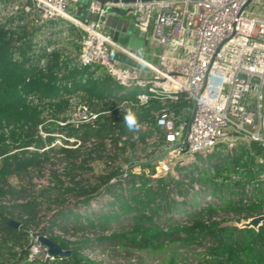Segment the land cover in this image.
<instances>
[{"label":"trees","instance_id":"obj_1","mask_svg":"<svg viewBox=\"0 0 264 264\" xmlns=\"http://www.w3.org/2000/svg\"><path fill=\"white\" fill-rule=\"evenodd\" d=\"M57 24L39 28L26 18L19 26H0V264H100L83 254L86 246H92L90 240L70 241L50 230L80 221L87 215L89 202L101 193L114 200L106 205L118 207L121 215L104 212L105 207L92 212L88 229L117 224L122 230L98 241L117 239L120 248L141 252H163L173 244L197 247L198 264H264V224L257 230L238 228L242 222L264 215V192L254 191L252 201L243 204L244 187L255 183L262 171L255 159L264 156V150L253 144L250 151L238 150L234 156L238 159L227 158L212 164V173L204 168L199 170L198 183L214 193L220 188L238 192V204L220 196L224 206L183 223H171L170 208L174 202L170 195L174 191L179 193L182 184L160 180L155 186H148V177L154 172L152 164H140L139 168L144 170L138 176L125 170L126 166L139 163L134 155L141 135L127 132L124 116L131 111L138 123L153 129L155 117L151 112L159 111L160 103L152 101L140 106L135 100L114 99L119 89L108 77L98 69L77 66L75 29H63V22ZM44 34H48L47 39ZM41 61L44 66H40ZM186 107L185 102L169 104V109L176 113ZM81 108L88 109L89 115H97L98 129L87 123L71 125L72 111ZM95 164L102 169L95 171ZM55 165L69 167L64 180L56 174ZM44 171L53 179L51 186L35 192L32 177ZM85 172L87 180L80 177ZM93 172L96 173L92 175ZM192 173L187 177L191 178ZM12 178L20 186L10 185ZM121 179L126 185L137 180L139 186H132L124 195ZM113 180L117 183L110 185ZM125 196L131 199L132 206L125 202ZM70 198L74 201L73 209L66 207ZM44 199L53 205L50 211L58 212L43 233L49 234V240L62 250L69 251L70 256L31 263L29 247L38 235ZM79 205L83 215L75 213ZM129 214L125 221L130 225L125 228L122 216ZM71 217L73 220H69ZM157 220L163 221L161 227L156 226ZM6 221L17 222L19 228L6 226ZM177 260L175 255L167 256L159 264H176Z\"/></svg>","mask_w":264,"mask_h":264},{"label":"built area","instance_id":"obj_2","mask_svg":"<svg viewBox=\"0 0 264 264\" xmlns=\"http://www.w3.org/2000/svg\"><path fill=\"white\" fill-rule=\"evenodd\" d=\"M107 1L0 0V26H19L26 18L39 28L63 22L64 27L76 31L77 66L98 69L108 77L119 89L114 99L135 100L140 106L152 101L160 103L161 109L151 112L155 117L153 129L144 123H139L137 130L127 128L128 133L141 135L137 146H158L150 159L154 172L148 177L147 171L148 186L160 180L183 184L170 172V167L180 160L177 170L188 176L198 161L234 158L238 150L250 151L253 144L264 150V12L257 10L264 7V0H251L248 5V0ZM114 15L132 17L147 53L138 56L105 31L106 18ZM63 35L68 37L67 32ZM40 66H44L43 61ZM181 102L187 107L178 113L169 109V104ZM78 111L85 115L87 112L91 128H99L95 125L97 115H89L85 108ZM255 160L264 167V156ZM201 167L204 166L193 170L197 172L192 176L198 177ZM119 182L124 183L123 179ZM116 183L113 180L110 185ZM179 189V193L170 195L177 206L170 210L173 224L222 206L220 196L197 181ZM256 190L264 192V168L255 183L244 187L243 204L252 201ZM180 195V201L174 200ZM104 197L111 199L101 193L89 206ZM43 230L39 228L38 235L32 238L31 263L36 262L37 255V261L54 259L38 242L39 236L49 239ZM50 231L57 235L55 230Z\"/></svg>","mask_w":264,"mask_h":264},{"label":"rangeland","instance_id":"obj_3","mask_svg":"<svg viewBox=\"0 0 264 264\" xmlns=\"http://www.w3.org/2000/svg\"><path fill=\"white\" fill-rule=\"evenodd\" d=\"M87 3H84V5L86 6ZM258 11H262L264 12V7H260L257 8ZM69 14H71L72 16H74L75 18H78L75 14L71 13V11H68ZM80 19V18H78ZM55 25H59L57 23H54ZM66 27H64L63 29H65ZM118 34L114 33L111 34V37L115 40L118 39ZM45 39H47L48 34H44L43 36ZM135 39V38H134ZM122 46V44H120ZM124 48H126V46H122ZM146 50H148L146 48ZM156 54L158 51H154ZM149 53V51H148ZM150 62H153L154 64L156 63L155 59H150ZM72 119L70 120L71 125L72 126H80L81 124L87 123V116L81 112H79L78 110H73L72 111ZM55 144H58V142H55ZM158 146L156 143H152L148 146H144V147H139V149L137 150L136 154L134 155V160L138 161L139 163L131 166V167H127L126 166V172H131L133 175H140V172L142 170H144V167L139 168V165H144L147 166L148 164H150V159L153 156V151L155 149H157ZM150 158V159H149ZM239 157L233 158V159H238ZM132 159V158H131ZM149 159V160H148ZM219 157H211L207 160H202V161H198L197 163L193 164V169L191 172H193V170L198 169L197 167H200L201 165L204 167L206 171H209V173H211L212 168H210L211 164H217L219 162ZM227 159V158H226ZM180 160V159H179ZM225 160V159H224ZM181 161V160H180ZM180 161L175 162V164H173V166L170 167L171 169V174L173 176H175V178H179L178 181H181L183 184L181 186L184 187L185 183H190L193 184L195 181H197V177L196 176H192L187 177L185 175V173H180L177 170L178 164L180 163ZM207 161V162H206ZM244 161V160H243ZM255 164H256V160H255ZM138 165V166H137ZM257 165V164H256ZM98 166V164H95L93 169L95 171H99L100 169H102L101 166L99 167H95ZM192 166V165H191ZM190 167V166H189ZM56 168V174L60 175L62 178V180H64L65 178V174L68 173L67 169L69 167H65L64 165H55ZM264 168V167H262ZM255 168L250 169V171H253ZM96 172L91 173L92 175H94ZM147 174V171H146ZM47 172H42V173H36L34 174V176L32 177V183L34 186V191L35 192H40V190L51 186V182H52V178H49V176H47ZM197 175V174H195ZM83 179L87 180V177L89 178V176L87 175V172L83 173V175L80 176ZM78 179V178H77ZM128 180H130V177L128 178ZM136 181V180H135ZM26 182V181H25ZM138 183V181H137ZM130 181L128 185H126V183H121V189L122 192L124 193V195L128 193V191L133 187H136L138 184ZM10 185L12 186H20V184L17 182V180L15 178H12L10 180ZM180 188V187H179ZM25 189H28V186L25 187ZM208 189L211 190L210 187H208ZM128 190V191H127ZM180 190V189H179ZM127 191V192H126ZM186 191L185 188L182 189L181 192ZM217 195L222 196L225 200L227 201H234L238 204V192L235 191V194L233 191H229V192H225L224 189L220 188L219 190H217L216 192ZM234 194V195H233ZM95 196V195H93ZM181 195L176 198V196H174V200L180 201ZM51 200V199H50ZM73 199L70 198V202L67 204V208L73 209L74 208V201H72ZM124 200L127 204H130L131 206L132 201L129 197H124ZM108 203H114L113 199H110L108 197H104L102 199H98L95 200V202H93L92 204H90L89 207H87V215H85L84 217H82L80 219V221L78 222H74L71 221L70 223L67 224H63L61 227L56 228V227H52L51 230H55L57 235L62 236L64 239H68V240H73L76 239L77 241H87L90 240L92 246L90 247H85L86 249H84L83 254L84 256L88 257L89 259L98 262L100 264H159L163 261V259L167 256H177L178 260L177 263H181V264H198V255L200 253V248L197 247H181V245L179 244H173V245H167L164 249L163 252H155V251H137L134 249H123L119 247V242L117 239L113 240V241H98V239L100 238H107L109 237L111 234H119L121 233V228L120 225L117 224H113V226H109V227H103L100 229L96 228L94 231H92V229H88L87 227V222L89 220H91V218L89 217V215L92 212H97L98 210L102 209L103 205L108 204ZM222 206H224L225 204H223L221 202ZM52 204L50 203V201H48L47 199H44L42 201V207H41V214H40V220L38 222V226L39 228H47V226L50 225L51 220L53 219L54 216H57L56 212H58V209L55 210L54 212L50 211L52 208ZM174 206V205H173ZM109 206L106 207V209H104V212H112L109 214H116L118 216L121 215V211L118 207H113V208H108ZM177 206L171 207L170 210H176ZM81 208V209H80ZM75 213H77V215H83V209L82 207H80V205L78 206V208L74 209ZM113 210V211H112ZM56 214V215H55ZM264 214V213H262ZM128 216L130 217L131 215H127V216H122L124 223L123 226L126 228L128 225H130V223H128L129 221H125V218H128ZM259 216H264V215H259ZM257 217V216H256ZM88 218V219H87ZM230 220V218H228ZM69 220H73V218H69ZM236 220V219H235ZM250 220V219H249ZM247 220V221H249ZM234 220H231V222H233ZM246 221V222H247ZM244 223V222H242ZM241 223V224H242ZM163 224L162 220H157L156 222V226L161 227ZM233 224V223H232ZM241 224L238 225V227H241ZM62 229V230H61ZM129 229H127L126 231H128ZM63 231H66L67 233H63ZM65 234V235H64ZM39 259V255L36 256V261ZM31 262V260H30ZM33 263V262H32Z\"/></svg>","mask_w":264,"mask_h":264},{"label":"crops","instance_id":"obj_4","mask_svg":"<svg viewBox=\"0 0 264 264\" xmlns=\"http://www.w3.org/2000/svg\"><path fill=\"white\" fill-rule=\"evenodd\" d=\"M105 31H107L110 35L117 33L118 39H115V41L122 44V46H126L127 49L138 56H142L147 53L145 48L146 45L142 42L140 34L135 29L132 17L120 15L109 16L105 20ZM138 43H142L140 50L135 48Z\"/></svg>","mask_w":264,"mask_h":264},{"label":"water","instance_id":"obj_5","mask_svg":"<svg viewBox=\"0 0 264 264\" xmlns=\"http://www.w3.org/2000/svg\"><path fill=\"white\" fill-rule=\"evenodd\" d=\"M95 1H98L100 3H107L108 2L107 0H95ZM250 1L251 0L247 1V5L250 3ZM79 12H80V6L78 7L77 14H79ZM120 43H121V41H120ZM132 43H133V40H132ZM141 46H142V43H138V44H136L135 48L137 50H140ZM193 112H194V106L192 107V112H191V115L189 117V121H188L189 124L191 122ZM160 160L161 159H159V161ZM262 224H264V216H257V217L250 219L247 222L242 223L241 227H238V228L257 230ZM5 225L9 226L11 228H14V229L19 228V224L17 222H14V221H6ZM38 242L41 245H43L44 247H46L48 250V253L52 256L59 257V258H68L70 256L69 251L62 250L57 244H55L54 242H52L51 240H49L43 236L38 237Z\"/></svg>","mask_w":264,"mask_h":264},{"label":"clouds","instance_id":"obj_6","mask_svg":"<svg viewBox=\"0 0 264 264\" xmlns=\"http://www.w3.org/2000/svg\"><path fill=\"white\" fill-rule=\"evenodd\" d=\"M124 123L126 125V127L129 129V130H137L140 125L137 121V118L135 117V115L129 111L125 116H124Z\"/></svg>","mask_w":264,"mask_h":264}]
</instances>
